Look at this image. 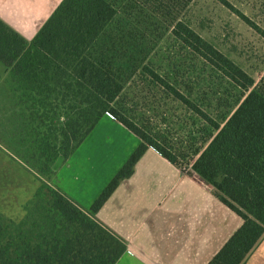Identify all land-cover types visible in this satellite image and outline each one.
Returning <instances> with one entry per match:
<instances>
[{
	"label": "trees",
	"instance_id": "obj_1",
	"mask_svg": "<svg viewBox=\"0 0 264 264\" xmlns=\"http://www.w3.org/2000/svg\"><path fill=\"white\" fill-rule=\"evenodd\" d=\"M169 15L171 34L241 91L236 107L216 117L196 106L148 65L140 73L203 121L197 139L177 147L150 123L139 124L121 97L139 62L125 70L108 30L119 0H62L27 41L0 19V61L16 113L9 133L38 184L18 220L0 212V264H115L127 246L94 214L149 147L190 169L242 223L207 264H242L264 233V74L258 82L176 14L192 0H153ZM127 11L126 7L121 8ZM250 24V21L241 15ZM110 114L140 143L88 210L50 183L97 122ZM193 136V135H192ZM13 142V143H14Z\"/></svg>",
	"mask_w": 264,
	"mask_h": 264
},
{
	"label": "rangeland",
	"instance_id": "obj_2",
	"mask_svg": "<svg viewBox=\"0 0 264 264\" xmlns=\"http://www.w3.org/2000/svg\"><path fill=\"white\" fill-rule=\"evenodd\" d=\"M118 3L119 12L108 27L115 37V54L127 71L128 61L139 62L121 100L137 123H150L177 147L188 146L197 140L193 137H198L203 121L182 103L168 97L150 77L142 75L140 67L148 65L213 117L232 111L241 99V91L171 34L167 26L170 16L153 10L156 1L119 0ZM125 7L127 11L121 10ZM176 17L183 19L255 82L263 76L264 0H192ZM6 76V68L0 61V212L18 220L24 214L23 204L32 197L38 181L16 153L17 144L9 133L17 115L8 97ZM104 133L108 134L106 141L112 142L106 148L112 157L91 159L87 163L88 175L81 169L82 172L75 173L78 178L70 182L84 208L90 206L91 197V203L97 198L136 147L130 149L132 138L118 130ZM181 167L190 168L186 160ZM59 169L63 177L67 176L65 168L59 166Z\"/></svg>",
	"mask_w": 264,
	"mask_h": 264
},
{
	"label": "crops",
	"instance_id": "obj_3",
	"mask_svg": "<svg viewBox=\"0 0 264 264\" xmlns=\"http://www.w3.org/2000/svg\"><path fill=\"white\" fill-rule=\"evenodd\" d=\"M61 1L0 0V19L29 41ZM109 130L132 138L130 149L140 143L136 135L105 114L60 165L67 176L58 168L50 179L52 186L85 210L93 197L90 206L82 207L70 182L78 178L77 171L85 170L88 175L91 159L112 157L106 149L112 142L106 141L108 134L104 133ZM94 217L126 243L115 264H207L242 223L241 217L218 199L213 187L190 168L182 170L151 147ZM242 264H264V233Z\"/></svg>",
	"mask_w": 264,
	"mask_h": 264
},
{
	"label": "water",
	"instance_id": "obj_4",
	"mask_svg": "<svg viewBox=\"0 0 264 264\" xmlns=\"http://www.w3.org/2000/svg\"><path fill=\"white\" fill-rule=\"evenodd\" d=\"M63 161H64L63 157L61 155L58 156L53 164V170H57L59 166L63 163Z\"/></svg>",
	"mask_w": 264,
	"mask_h": 264
}]
</instances>
